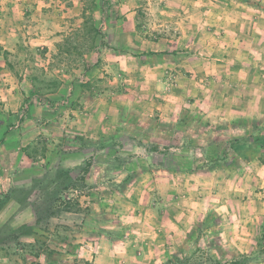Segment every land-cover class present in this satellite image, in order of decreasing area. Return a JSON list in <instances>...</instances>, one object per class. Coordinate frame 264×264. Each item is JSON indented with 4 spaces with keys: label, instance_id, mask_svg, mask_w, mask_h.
Wrapping results in <instances>:
<instances>
[{
    "label": "rangeland",
    "instance_id": "obj_1",
    "mask_svg": "<svg viewBox=\"0 0 264 264\" xmlns=\"http://www.w3.org/2000/svg\"><path fill=\"white\" fill-rule=\"evenodd\" d=\"M120 1L107 0L106 15L94 12L95 26L108 42L100 45L83 24V12L90 14L98 0H0V264H163L180 250L191 253L188 233L209 214L218 219L211 235L222 261L256 246L264 215V164L239 161L186 174L151 165L159 156L149 148L184 137L204 144L234 132L206 134L195 120L178 133L173 126L186 112L213 126L242 117L264 120V2L218 0L234 1L237 21L229 14L217 19L219 7L210 6L198 29L201 39L187 43L189 37L170 23L155 24L157 9L149 0ZM131 8L136 12L129 17ZM116 24H134L137 40L127 45L119 37L118 44L109 31ZM167 37L176 41L175 49L165 40L155 43ZM151 48L159 55L141 64L134 53ZM219 66L227 77L217 74ZM220 83L231 95L225 101L216 96ZM236 100L244 109L240 116L217 113ZM76 135L121 136L124 153L150 168L123 193L105 190L109 179L122 178V168L109 169L96 145H57ZM28 144L35 158L23 151ZM88 162L86 182L100 188L63 192L67 200L79 199L80 207L52 202L60 170L75 175V168ZM159 171L163 176L156 177ZM205 261L197 255L196 262Z\"/></svg>",
    "mask_w": 264,
    "mask_h": 264
},
{
    "label": "trees",
    "instance_id": "obj_2",
    "mask_svg": "<svg viewBox=\"0 0 264 264\" xmlns=\"http://www.w3.org/2000/svg\"><path fill=\"white\" fill-rule=\"evenodd\" d=\"M96 1V0H94ZM250 3V0H242ZM107 0H98L91 7L90 14L87 10L83 12V24H89L88 29L93 37V40L100 39V45H107L106 35L101 33L95 26L94 12L96 9L100 10L102 15H106ZM73 43V42H71ZM75 48H79V44H71ZM59 47H63V44H59ZM63 49V48H62ZM70 51L69 48H67ZM122 52H126L127 48L122 46ZM161 55H167V52H161ZM135 56L140 57L142 63H147L151 56L159 55L158 52L144 51L135 52ZM143 57H147L143 59ZM83 87H89L82 83ZM73 90H71L70 93ZM186 112L180 117L179 120L173 126L174 130L178 133L182 131L183 127L192 121L197 120L200 127L204 130V133L211 134L213 131L220 129H233L234 132L224 139H210L208 142L202 144L195 141L193 138H182V142H176L173 138V142L164 146L163 148L159 143H154L150 146L149 151L157 153L159 158L152 160L151 165L158 166L162 169L175 172H184L186 174L195 173L199 171H210L218 168H229L235 166L239 161L250 162L257 160L264 164V120L259 121L257 119L249 120L246 117L238 118L224 125L213 126L210 121L203 120L201 117ZM23 119V117L21 118ZM161 124H157V126ZM119 135V134H118ZM121 136L111 135L101 138L100 140H90L84 136H66L61 138V142H58L60 146L63 142H73L81 147L96 145L98 149L102 151V162L107 163L113 168H122L121 179H109L108 185L105 190L123 193L130 185H132L140 176L142 171L149 169L146 164L139 163L135 154L124 153L126 143L120 139ZM143 144V141L141 142ZM43 153L47 152V146L43 148ZM34 146L28 144L23 147V151L26 155L35 158ZM92 162L86 163L75 168V175L73 170H60L56 178L57 188L54 190L53 198L51 201L56 200L57 205L60 200L66 204L67 207L73 205L81 206L79 199L67 200L63 196V192L70 190L71 188L81 189L87 188L86 175L90 172ZM89 189L100 188L99 186L88 185ZM103 190V191H105ZM92 192H90V195ZM51 208V207H50ZM49 208V210H50ZM51 215V213L49 214ZM218 224V219L213 215L209 216L198 225L194 230L188 233V241L193 245L191 253L180 250V252L174 253L163 264H262L264 263V215L259 225L257 235H254L256 240V246L251 251L234 256L231 259L222 261L216 251L223 255V251L219 245L216 236H212L211 233H215L214 227ZM69 236L62 237V241L67 242ZM114 239V238H111ZM204 241V242H203ZM204 243V244H203ZM37 255H40L36 252ZM216 253V254H215ZM206 260L204 262H196V258Z\"/></svg>",
    "mask_w": 264,
    "mask_h": 264
},
{
    "label": "crops",
    "instance_id": "obj_3",
    "mask_svg": "<svg viewBox=\"0 0 264 264\" xmlns=\"http://www.w3.org/2000/svg\"><path fill=\"white\" fill-rule=\"evenodd\" d=\"M224 1H226V0H224ZM262 1L264 2V0H262ZM124 3H126L125 0H124ZM230 3H231V5L230 4L223 5L224 3L223 2L220 3V2H218V0H149V4L150 5L152 4V10L157 9L155 15H156V18L158 20L155 22V24L158 27H163L164 24L170 23L168 26L169 27L171 26V28L174 31H177V30L182 31L183 38L189 37L186 40L187 43L190 42L193 39V37L195 39H198V40L201 39L200 37H198V34L200 33V32H198V29H200L202 27V25H204L206 23V20H205L206 14L209 12L210 6L211 7L214 6L215 9H217V7H219V9L217 10L219 12L217 19H222L224 16L227 19V18H229L228 17V14H229L231 17L230 19H232V21H237V16H239V15H238L237 10L235 9L236 7L234 4V1H231ZM222 5H223V7H222ZM121 6H123L122 1H120L118 3V5L116 6V9L119 11V9H121ZM249 6H251V5H249ZM131 9L132 10L129 13V17H130V15L135 16L136 9L135 8H131ZM120 12L124 14V12L122 10ZM215 12H216V10H215ZM169 17H170V19H169ZM166 18H167V21H166ZM175 24H178L179 26H175ZM126 25L127 24H116V26L114 25L113 28L109 29V31L111 30L113 40H116L118 42L119 37H120V38H122L124 43H126L127 45L128 44L131 45L132 44L131 42L137 40V39L134 40V35H133V31L135 30L134 24H129L128 26H126ZM166 27H167V25H166ZM128 31L131 33V36L133 35L132 38L129 37ZM164 40L166 41L165 45L167 47L173 46L175 49L176 44H174V43L176 41L172 38L169 39L167 37L166 39H164V38L158 39V41H155V43L158 45H161ZM193 42L194 41H192V43ZM118 44H120V42H118ZM162 49L163 50L167 49L168 51H172L171 49L169 50V48H166V47L162 48ZM151 50L159 51L158 48L157 49L151 48ZM173 55L174 54H171L170 56H173ZM141 64H143V63L141 62ZM217 71H218L217 74L220 75V77H227V70L225 68H221L219 66ZM231 73H240V72L236 71V69H233V70H231ZM224 85H225L224 83H222V84L220 83V86L219 85L215 86V87H220L218 89L216 88L217 89L216 92L219 91L216 94V96H218L219 99H222L223 101L229 99L231 96V95L226 93L225 88H223V89L221 88ZM202 98H203V102H205L206 105H208L209 100L207 99L208 98L207 95L203 96ZM234 98L235 97H233L232 100ZM240 98L241 97L237 96V100H239ZM237 100H236V103H234V105H232V106L230 105V107H228V104H226V107H222L217 113H224L227 115L228 114L231 115L232 113H230V112L232 111L233 114H236V115L232 114L233 116H240V113H238V111H240L241 106H238ZM239 105H240V103H239ZM224 108L230 109V111L229 112H222V110H224ZM175 109H176V112H175L174 119L177 120L178 117L176 115H177V109L178 108H175ZM241 110H244V109H241ZM247 112H249V111H247ZM178 114H179V112H178ZM162 173H163L162 171H159V174L158 175L156 174V177L163 176ZM183 238H184V236H183ZM157 253H158V251H156V254ZM158 260L159 259H157V255H156L155 262L158 263Z\"/></svg>",
    "mask_w": 264,
    "mask_h": 264
}]
</instances>
